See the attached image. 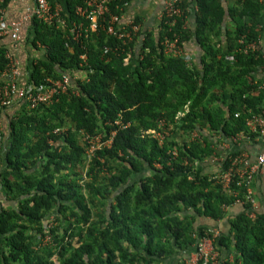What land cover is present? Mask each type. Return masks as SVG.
Instances as JSON below:
<instances>
[{
  "label": "trees",
  "instance_id": "obj_1",
  "mask_svg": "<svg viewBox=\"0 0 264 264\" xmlns=\"http://www.w3.org/2000/svg\"><path fill=\"white\" fill-rule=\"evenodd\" d=\"M134 1L113 0L110 11L121 16ZM83 5L67 1V23L87 24L76 14ZM180 8L174 23L160 21L126 46L102 27L73 39L68 27L31 19L25 45L40 56L27 61L18 84L38 87L67 74L71 85L51 104L0 109V264H185L197 241L211 237L205 220L228 224L213 243L217 264H264V176L252 208L238 176L228 188L221 180L237 153L214 163L211 142L257 137L246 121L264 112L263 81L251 79L264 72V57L243 50L258 32L232 9L233 28H224L220 0H185ZM165 38L180 47L194 42L199 57L189 65L166 54ZM7 55L0 38V75ZM150 131L165 133L162 143ZM85 134L111 143L83 171ZM235 205L232 215L224 209ZM46 236L54 246L43 244Z\"/></svg>",
  "mask_w": 264,
  "mask_h": 264
},
{
  "label": "built area",
  "instance_id": "obj_2",
  "mask_svg": "<svg viewBox=\"0 0 264 264\" xmlns=\"http://www.w3.org/2000/svg\"><path fill=\"white\" fill-rule=\"evenodd\" d=\"M113 0H84V5L76 9V14L87 22L83 23H67L66 19L62 16V11L57 5H52L49 0H35L34 6L30 13L26 14L19 20H14L10 23V27H5L3 23L4 8L2 4L4 0H0V37L8 35L14 42L19 40V31L23 24L27 21H31L35 18L43 23L53 25L58 29L68 27L70 33L73 35V39H78L82 35L87 37L91 32L96 31L99 27H102L105 32L118 40L123 46H126L130 42H136L142 40L141 33L144 31H150L151 29H145L144 25L134 23V20H125L123 15L118 16L112 14L109 5ZM185 0H165L161 12L156 16V23L163 20H171L174 23L175 18H178L181 14L180 4ZM264 5V0H254ZM128 5L124 4L126 9ZM154 26V27H155ZM157 29V28H156ZM164 52L172 56L184 57L183 49L178 45V39L165 38L162 42ZM255 44L248 45L243 52L255 51ZM131 51L128 52L125 61L130 59ZM9 63L5 70L0 75V109L11 107L14 102H21L27 109L33 110L40 105H48L57 101L60 95L67 94L71 85V76L62 74L59 79L52 80L46 79L44 84L38 87H23L18 84V78L20 76L17 61H13L9 58ZM86 57L81 56V60L85 61ZM264 87V81L261 85ZM246 128L249 132L254 133L257 137L264 140V112L259 115H253L246 121ZM1 126H0V141H1ZM62 130V129H61ZM56 130V132L61 131ZM153 137L162 143L165 133L150 131ZM114 134H111V137ZM111 137L107 141H103L101 134L89 135L85 134L82 138L86 145L85 154L91 158L97 150L102 147H108L111 143ZM243 133L236 135L232 138V141L237 143L243 139ZM175 154V153H174ZM245 160V161H244ZM240 165L237 167V165ZM246 166V169L244 166ZM243 166V167H242ZM264 172V153H260L255 163L251 166L248 165L244 155H238L232 161V168L229 171L221 175V180L225 188L232 179L233 174L240 179L238 185L242 184L246 188V197L252 208H256V203L253 195V176L256 172ZM228 210L227 208H224ZM252 216V215H251ZM52 224V223H51ZM211 237H204L197 241L193 252L189 258L185 260V264H217L218 254L214 250L213 243L220 236L218 229H209ZM50 240L49 236H46L43 244H46Z\"/></svg>",
  "mask_w": 264,
  "mask_h": 264
},
{
  "label": "crops",
  "instance_id": "obj_3",
  "mask_svg": "<svg viewBox=\"0 0 264 264\" xmlns=\"http://www.w3.org/2000/svg\"><path fill=\"white\" fill-rule=\"evenodd\" d=\"M49 1L52 5H57L60 8V10L63 12L66 9L68 0H49ZM157 1L158 0L134 1L135 3L130 6L131 9L127 8V11L125 12V14L128 15L129 13V14H133V16L135 17H140L142 20L145 21L143 22V25L145 27H148V24H150L149 28L151 26L153 27L155 23V19H156L155 15L157 13L159 14L162 8L163 1L160 0L155 5V10L154 9L152 10L153 12L150 16L145 15L144 12L147 9L146 5L148 3H149V6L150 4L151 6H153ZM220 1H221L222 7L224 8V11L226 12L225 13L226 17L224 18V22H223L224 28L229 29L232 27V25H230V17L227 11L229 9L234 10L235 11L234 13H237L238 11L241 17L243 18V21L246 24L254 23V28L258 32V39H257V43L255 44V47H256L255 51H257L261 57H264V5H261L259 9L257 8L254 9L250 5L244 6V4H242L243 2L240 0H220ZM34 2L35 0H7L6 5L4 7V16H3L4 26L10 27V23L12 21L19 20L26 14L30 13V11L32 10L34 6ZM152 2H155V3H152ZM137 7L139 8L137 9ZM141 8L144 11H140ZM250 12L255 15V18L250 16L249 14ZM186 22H189V24L187 23L186 24L189 28H192L193 17L191 16V14L189 15V17L186 18ZM29 28H30V21H27L23 24L22 28L19 31V40L17 42L12 41L8 35H4L0 37L4 39V43L6 44L8 48L9 58L19 63L18 68H19L20 76L18 78V82L25 75V66H26L27 61L29 62V60L34 59V57L40 56L39 52L33 51L30 48V46L27 47L25 45L26 35L29 33V30H30ZM182 49H183V53L185 52L186 55H191L192 59L194 60H195V56L196 58H198L200 55V52L198 51V48L194 42H188L184 44ZM251 79L253 80L254 83L264 81V72L258 71L256 73H253ZM211 142L215 150V155L212 158V162L214 163L218 162L219 160H222V158L225 157V155L230 152L232 154L237 153V155H244V157L247 160L248 165L251 166L255 163L257 156L260 153H264V140L259 137H255L253 140L247 139V141L241 140L235 143L232 141V139L229 140L226 137L219 136V137L211 139ZM239 166L240 165L238 164L237 167ZM244 168L246 169V166H244ZM263 176H264V172L262 171H258L254 174L253 192L255 191V189L257 191V187L260 184L258 180L259 179L261 180ZM239 208H240L239 205H235L232 208L228 209L227 213L229 215H232V213H234L235 211L236 212L240 211ZM203 222H206L205 224L207 225L210 224V226H212L214 229H218L220 234L225 233L226 230L228 229V224L224 221L213 222V221L205 220ZM222 255L229 258V261H232L234 257L233 254H228V253L227 254L224 253ZM162 264H174V263L172 261L171 262L168 261Z\"/></svg>",
  "mask_w": 264,
  "mask_h": 264
},
{
  "label": "rangeland",
  "instance_id": "obj_4",
  "mask_svg": "<svg viewBox=\"0 0 264 264\" xmlns=\"http://www.w3.org/2000/svg\"><path fill=\"white\" fill-rule=\"evenodd\" d=\"M160 0H158L156 3L155 2H152V3H155L153 6H151V4H150V6H149V3L146 5V11L144 12V14L145 15H151L152 14V10L154 9L155 10V5L159 2ZM161 1H163V4H164V2H165V0H161ZM135 2H132V3H130V4H128V6L126 7V9H125V12L127 11V8H130V6L131 5H133ZM151 3V2H150ZM163 4H162V7H163ZM149 6V7H148ZM139 7H137V9H138ZM131 9V8H130ZM162 9V8H161ZM135 10V9H134ZM140 11H144L142 8H141V10ZM125 12H124V14H123V19H125V20H134L135 18V16H133V14H129L128 13V15L127 14H125ZM160 12H161V10H160ZM159 12V13H160ZM135 13V12H134ZM143 13V12H142ZM158 14V13H157ZM157 14L155 15V16H157ZM147 21V20H146ZM143 22H145L144 20H143ZM187 24H189V22H186ZM155 24V23H154ZM186 24V25H187ZM149 26H150V24H148V27H147V29H151V27L149 28ZM184 58H186V60H187V63L190 65L191 63H193V62H195V60L197 59L196 58V56H195V60L194 59H192V56L191 55H186L185 54V52H184ZM83 141V140H82ZM85 162H84V167L82 168V170L84 171V170H86V168H87V166H88V164H89V161H90V158L89 157H87V155L85 154ZM212 170H211V172L212 173H214V174H217V173H219L218 171H219V169H215V168H211ZM255 203H256V207H259V205L257 204V201L255 200ZM4 204H6V206H8V203H5L4 202ZM248 215H252L251 213H248ZM55 222V226L56 227H59L60 226V223L59 222H57V221H54ZM45 245H50V246H54V243H52V239L50 238V240L49 241H47V244H45ZM53 260H55V259H53ZM55 264H58V262L55 260Z\"/></svg>",
  "mask_w": 264,
  "mask_h": 264
}]
</instances>
